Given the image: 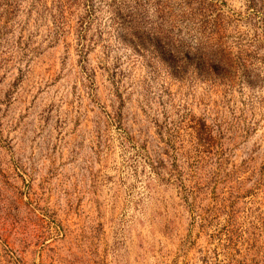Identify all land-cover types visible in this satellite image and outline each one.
Masks as SVG:
<instances>
[{
  "label": "rangeland",
  "instance_id": "obj_1",
  "mask_svg": "<svg viewBox=\"0 0 264 264\" xmlns=\"http://www.w3.org/2000/svg\"><path fill=\"white\" fill-rule=\"evenodd\" d=\"M0 264H264V0H0Z\"/></svg>",
  "mask_w": 264,
  "mask_h": 264
}]
</instances>
